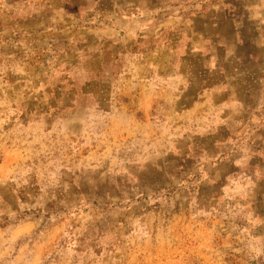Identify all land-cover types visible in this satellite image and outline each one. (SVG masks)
<instances>
[{"label": "rangeland", "instance_id": "obj_1", "mask_svg": "<svg viewBox=\"0 0 264 264\" xmlns=\"http://www.w3.org/2000/svg\"><path fill=\"white\" fill-rule=\"evenodd\" d=\"M0 264H264V0H0Z\"/></svg>", "mask_w": 264, "mask_h": 264}, {"label": "crops", "instance_id": "obj_2", "mask_svg": "<svg viewBox=\"0 0 264 264\" xmlns=\"http://www.w3.org/2000/svg\"><path fill=\"white\" fill-rule=\"evenodd\" d=\"M113 1H115V0H113Z\"/></svg>", "mask_w": 264, "mask_h": 264}]
</instances>
